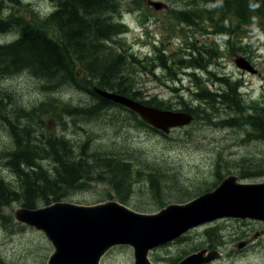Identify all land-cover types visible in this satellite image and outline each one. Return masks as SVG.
<instances>
[{"label": "rangeland", "instance_id": "rangeland-1", "mask_svg": "<svg viewBox=\"0 0 264 264\" xmlns=\"http://www.w3.org/2000/svg\"><path fill=\"white\" fill-rule=\"evenodd\" d=\"M0 1H3L5 5L4 15H0V17L5 18L13 10H17L9 1ZM18 1L21 3L22 14L28 18L33 15L28 13L30 10L40 17H45L54 9V5L49 0ZM142 1L144 7L139 11L129 7L131 0H122L119 9L121 14H117L121 17L117 18L116 16L115 22L124 24L127 27V33L117 34L109 46V48L113 46L117 48L119 42H122L127 54L137 57L135 58L139 63L137 62L136 66L128 65L129 70L134 73L135 79L133 85H128L134 86L133 90L137 91V102L146 100L147 96L152 95L160 102L165 101L163 102L165 108L179 111L184 106L191 105L190 95L196 96V91H199L198 83L203 84L207 81V88L211 86L212 90H223L221 85L216 83L213 85L211 76L207 75L208 80H204L207 79L206 77L203 79L196 76L198 83L195 86L194 80L183 75L186 69L178 64V60L185 58L183 54L187 48L184 49L182 45L184 43L183 35L187 30L178 25L179 14L173 16L176 10L193 11L196 9L201 13L203 10L214 9L216 5L207 4L204 0ZM153 2L161 3L162 7H166V9H154ZM142 14H146L145 19L141 16ZM261 26L263 25L257 22L252 25H243L242 30L245 34H241L242 39L228 41V38H222L226 41V46L220 43V48L208 45L197 46L201 53L200 56L197 54L193 58L199 67L209 61L220 64L219 56L222 55L225 58L223 67L225 72L219 76L216 75L219 78H229L233 90L237 82V92L236 95L233 94L231 106L225 104V102H229L226 99L217 104H207V106L201 107V110L206 107L203 110L205 112L203 116L209 119L198 118L193 125L174 130L170 135L165 136L143 126L133 114L135 112L131 113L121 106H113L103 111L98 117L89 120L67 117L66 120L64 119L65 127L56 124V121L49 123L47 118V123L51 127L49 134L63 135L72 140L76 147L78 146L76 142L90 141L91 150L115 155L130 163L133 175L129 184L134 195L130 197L127 205H131L132 209L141 213L151 214L162 209L155 202L158 200L153 199L152 185L148 180L151 174L158 175L160 173L162 175L159 182L161 187L162 185L165 187L162 194L164 205L182 204L192 199L195 200L201 194L205 195L214 191L226 178L230 177H234L242 183L263 184L264 126L258 130L254 123L253 125L249 124V116H251L249 107L254 109L257 100L261 102L256 104L258 111H264V100H260L264 96V34L263 42L259 44L257 41L261 36L260 33L264 32ZM210 28L207 26V30ZM187 29L196 37L198 35L197 38H200V33L205 30L203 25L188 26ZM17 37L16 32L0 33V44H9ZM141 39L145 41H141ZM202 40H209V38L205 37ZM139 42L143 45L142 49L137 46ZM157 50H161V53L163 52L167 56L169 60L167 64L170 69L167 66L159 68L161 62L159 61L160 53ZM232 50H234V55L225 56L223 54H229ZM237 60H243L241 70L235 65ZM251 61H254L255 65H252L255 68L251 66ZM245 65L251 66L255 75L249 72V68L244 69ZM195 67L198 66L195 65ZM188 71L194 72V69ZM177 78L180 80L176 81ZM43 85L44 82L26 71L12 76L0 75V95L7 100V118L11 123L16 124L15 118L18 109L30 110L50 98L59 97L72 107L87 108L89 104L94 105L97 101L90 95L70 87L46 93L42 89ZM243 86L247 88L249 95L243 92ZM180 87H186L187 91L174 92L176 88ZM225 92V94L231 95L229 88H226ZM239 92L245 94V99L241 98ZM249 98H251V102ZM239 101L240 104H237ZM179 102H184V105L180 104L182 108ZM242 104L243 106H241ZM237 105L241 106V114L237 112V108H233ZM193 106L198 108L199 103L195 102ZM245 108H247V112H245ZM233 112L239 114V117L235 118ZM245 114H249V116H245ZM243 116L249 125L241 126ZM262 117L264 118V115ZM233 118L238 119L237 122L240 120L239 124H233ZM6 125L0 120V151L2 152L14 150V144ZM79 152L80 150H77V155ZM46 162L45 169L49 164V161ZM0 167L3 176L16 184V178L10 171L2 165ZM116 185L118 184L116 183ZM88 186L89 188L72 191L67 188L65 190L66 197L60 202L91 206L113 200L114 193L110 187L105 185V182H91ZM42 208L43 206H41ZM19 210H22L20 206L12 203V206L5 208L0 214V264H46L53 252V247L44 232L16 221L19 219H16L15 214ZM10 216H13L15 220H10ZM216 220H221V218ZM247 220L241 221L235 218L222 220L213 225L201 226L187 234L184 239L154 250L152 254H156L160 261H155L154 255L151 254L152 261L155 264H177L181 259L199 250L207 249L212 252L207 247L213 244L218 245L216 247L218 249L215 251L219 252L221 256L210 264H264V223L248 218ZM213 226H220L221 229L217 236L210 238L205 234V230ZM242 243L246 245L241 247ZM174 260L178 261L173 263ZM103 263L134 264L133 250L129 247L116 248L105 257Z\"/></svg>", "mask_w": 264, "mask_h": 264}, {"label": "trees", "instance_id": "trees-1", "mask_svg": "<svg viewBox=\"0 0 264 264\" xmlns=\"http://www.w3.org/2000/svg\"><path fill=\"white\" fill-rule=\"evenodd\" d=\"M7 1L17 10H13L5 18L0 17V33L16 32L18 37L9 44H0V75L12 76L26 71L44 82L42 89L46 93L70 87L90 95L97 101L94 105L89 104L87 108L72 107L59 97L50 98L30 110L18 109L15 118L17 122L13 124L7 118V100L0 95V120L5 125L7 123L14 144L13 151H0V166H4L16 178L14 184L0 172V214L5 208L12 206V203L18 204L22 209L36 210L37 207L60 202L66 197L67 188L71 191L81 190L89 188L91 182H105L114 193L113 199L128 203L130 197L134 195L129 184L133 175L130 163L115 155L91 150L90 141L76 142L78 144L76 147L72 140L63 135L49 134L51 127L47 123L48 118L49 123L56 121V124L65 127L67 117L89 120L113 106H119L94 93V87L138 100V93L133 90L134 86L128 85H133L135 80L134 73L129 70L128 65L136 66L137 57L127 54L122 42H119L117 48L115 46L109 48L117 34L127 31L124 24L115 22L121 17L117 14H121L119 9L122 0H49L54 5L49 15L40 17L30 10L28 13L33 14L30 18L22 14L21 3L18 0ZM204 1L216 5L214 9H219L220 17H207L211 24L214 23L213 27L218 26L219 32L237 33L240 38L243 25L255 22L262 24L264 30V0ZM129 7L132 10H143V1L131 0ZM4 9V2L0 1V15H4ZM141 16L145 19L146 14ZM179 17L178 21L187 25H197V20L201 19L191 12H184ZM157 52L160 53V66H167L170 69L167 56L161 53V50ZM196 52L200 56L201 51L196 48ZM183 55H186V51ZM191 55L193 56V53ZM193 57L190 62L180 59L178 64L180 66L190 64L195 67ZM213 80L219 82L223 89L229 88L231 95L213 93L205 83H198L197 80L202 92L199 91L194 97L201 106L198 109L186 106L183 111L193 112L197 118L209 119L203 116L206 107L201 110L202 105H213L227 99L229 102L225 104L231 106L233 94L236 95L237 92V82L233 90L228 78L214 76ZM139 101L158 108L162 105L155 98ZM237 104H240V101ZM256 104L258 103H255L254 109L249 107L251 116L249 114L245 116H249V124L254 123L260 130L264 126L262 117L264 111L259 112ZM241 106L233 108H237V112L241 114ZM133 114L143 126L149 128L137 114ZM245 116L241 126L249 125L245 122ZM77 150H80L78 155ZM46 161H49L47 169L44 167ZM161 178L160 173L151 174L148 180L152 185L153 199L158 200L155 202L163 208L166 206L162 199L165 187L160 185ZM9 219L14 220L13 216ZM220 229V226H213L207 228L205 234L213 238L218 235ZM217 246L210 244L209 248L215 249ZM153 255L155 261L159 262L157 255ZM177 261L174 260L173 263Z\"/></svg>", "mask_w": 264, "mask_h": 264}, {"label": "water", "instance_id": "water-1", "mask_svg": "<svg viewBox=\"0 0 264 264\" xmlns=\"http://www.w3.org/2000/svg\"><path fill=\"white\" fill-rule=\"evenodd\" d=\"M152 5L162 8L161 3ZM243 60L236 62L240 69ZM243 67L253 72L251 66ZM93 91L127 107L166 134L194 119L188 113L162 111L98 87ZM15 217L19 219L16 221L45 233L53 247L46 264H101L106 254L121 246L132 248L134 264H155L151 260L154 250L216 219L248 218L264 223V184H242L234 177L226 178L214 191L185 204H170L153 214L137 212L117 201L91 206L58 202L42 209L19 210ZM220 256L217 251L202 249L177 264H210Z\"/></svg>", "mask_w": 264, "mask_h": 264}, {"label": "flooded vegetation", "instance_id": "flooded-vegetation-1", "mask_svg": "<svg viewBox=\"0 0 264 264\" xmlns=\"http://www.w3.org/2000/svg\"><path fill=\"white\" fill-rule=\"evenodd\" d=\"M164 9H166V8H164ZM218 10L219 9H217V8H215V9H207V10H203L201 13H200V11L197 12L196 9L193 10V11H189V10H176V12L173 14V16L175 17V16H177V14H179V16H181V14L184 13V12L185 13L191 12V13H193V14L198 15V16L201 17V19L197 20V23H198L197 25H187V24H183V23H181L179 21H178L179 23L177 22L179 26H182L183 29L185 28L187 30L186 34L183 35L184 43H183L182 46H183V48H187L185 58H183L184 60L190 62L191 61L190 59L193 56H195V55L197 56V54H198L196 52L197 46L203 47V46H207L208 45V46H212V47H215V48H217V47L220 48V43H222V44H224L226 46V41L223 40L222 38H228L229 39L228 41L235 40V37L237 36L235 33H231L229 31L228 32H225V33L219 32L218 31V26L217 27H213L212 25H214V23L211 24V22L209 20H207V17H220L221 14H220V12ZM227 22H229V20H227ZM198 25H203L204 26V29H205V30H203V32L200 33V35H201L200 38H197L198 37L197 33H196V35H197V37H196L195 34H193L191 31H189L187 29L188 26H190V27H196ZM227 25H230V24H227ZM207 26H210L211 27L210 30H207ZM205 37H208L209 40H202ZM225 52H226V48H225ZM192 53H193V56L191 55ZM223 54L225 56H227V55H230V54L234 55L235 53H234V50H232L229 54H225V53H223ZM219 59L221 61L220 64H218L217 62H215V64H214L212 61H209V62H207L205 64L206 67H205V65L200 66V67H192V66H190V64H189V66L184 65V68L186 69V72L184 73V76H187L191 80H194L195 86H197L196 76L197 77L199 76V77H201L203 79H204V77H206L208 79L209 78L208 76H212V77L217 76V75L219 76V74L225 72L224 71V68H223L225 66L224 65L225 64V58L222 55H220L219 56ZM251 62L255 65L254 61H251ZM193 64L194 65H197V63H193ZM190 69L191 70L194 69V72L193 71L192 72H189L188 70H190ZM241 73L243 74V72H241ZM257 73H258V71H257ZM179 80H180L179 78L176 79V81H179ZM213 85H215V83H213ZM198 90L200 92H202L200 90V88H198ZM179 91L180 92H184V91H187V90H186V87H180V88H176V91H174V92H179ZM210 91L213 92V93H216V94H220V93L221 94H225L226 93L225 92V89H223V90L214 89V90H210ZM153 98H155V96L150 95V96H147V99L146 100L149 101V100H151ZM241 98L245 99L242 96H241ZM262 100H264V96L262 97ZM156 101L159 102L160 104H162L161 105V108H163V109L165 108V103H163L165 101H163V102H160L158 100H156ZM180 104H181V102H179V105ZM200 106L201 105L199 104V107ZM202 106H204V105H202ZM242 106H243V104H242ZM180 107H181V105H180ZM189 107H192L193 109H198L199 108V107L198 108H194L193 104L189 105ZM246 109L247 108H245V110ZM233 124L237 125L235 121H233ZM231 127H233V126H231Z\"/></svg>", "mask_w": 264, "mask_h": 264}]
</instances>
